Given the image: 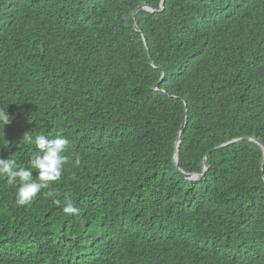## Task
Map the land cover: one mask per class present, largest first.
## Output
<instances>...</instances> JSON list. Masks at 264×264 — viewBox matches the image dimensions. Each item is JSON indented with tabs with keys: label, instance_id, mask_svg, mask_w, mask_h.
Segmentation results:
<instances>
[{
	"label": "trees",
	"instance_id": "1",
	"mask_svg": "<svg viewBox=\"0 0 264 264\" xmlns=\"http://www.w3.org/2000/svg\"><path fill=\"white\" fill-rule=\"evenodd\" d=\"M161 1L0 0V157L69 141L32 202L0 178V264H264V0Z\"/></svg>",
	"mask_w": 264,
	"mask_h": 264
},
{
	"label": "clouds",
	"instance_id": "2",
	"mask_svg": "<svg viewBox=\"0 0 264 264\" xmlns=\"http://www.w3.org/2000/svg\"><path fill=\"white\" fill-rule=\"evenodd\" d=\"M10 123V117L6 110L0 107V126L4 127ZM24 138L31 144L34 142L37 154L30 158L27 166L18 164L15 158L0 157V178L6 183L16 187L15 203L24 206L33 201L43 189L61 180L64 167L68 163L67 151L69 141L58 132L53 138L44 134H37L33 137L25 134ZM79 163V160L76 161ZM35 170V177L33 172ZM45 195L52 197L54 193L49 191ZM54 203L60 204L59 200ZM63 212L67 215H76L79 209L71 202L63 207Z\"/></svg>",
	"mask_w": 264,
	"mask_h": 264
},
{
	"label": "water",
	"instance_id": "3",
	"mask_svg": "<svg viewBox=\"0 0 264 264\" xmlns=\"http://www.w3.org/2000/svg\"><path fill=\"white\" fill-rule=\"evenodd\" d=\"M142 7H145L146 9H148L149 11H154L153 8L151 7H148V6H140L138 7L133 15L136 13L137 10H139L140 8ZM163 9V0L161 1L160 3V9L161 10ZM135 29L136 30H139L138 27L135 25ZM156 88V87H155ZM184 122H185V119L182 121L180 127H179V131H178V135H177V138L175 140V145H176V150H175V153H174V156H173V162L175 164V166L177 167V169L182 173V175L185 177V178H188V179H196V178H200L201 175L205 172V170L207 169V165H206V161L205 159L202 161V165H203V168H202V171L200 172V174H193V173H186V172H183L179 167H178V155H179V150H178V147H179V144L182 140V133H183V127H184ZM243 139H248V138H234L226 143H223L222 146L228 144V143H231V142H238L240 140H243ZM255 142L259 143V145L262 147V150H263V159H262V165L264 164V144L258 142L256 139H253ZM264 179V177H263Z\"/></svg>",
	"mask_w": 264,
	"mask_h": 264
},
{
	"label": "bare ground",
	"instance_id": "4",
	"mask_svg": "<svg viewBox=\"0 0 264 264\" xmlns=\"http://www.w3.org/2000/svg\"><path fill=\"white\" fill-rule=\"evenodd\" d=\"M262 162V161H261ZM180 168V167H179ZM203 175V174H202Z\"/></svg>",
	"mask_w": 264,
	"mask_h": 264
}]
</instances>
